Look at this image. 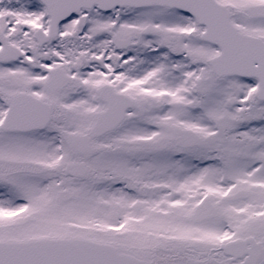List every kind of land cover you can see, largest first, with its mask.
<instances>
[{"label":"snow or ice","instance_id":"obj_1","mask_svg":"<svg viewBox=\"0 0 264 264\" xmlns=\"http://www.w3.org/2000/svg\"><path fill=\"white\" fill-rule=\"evenodd\" d=\"M0 264H264V0H0Z\"/></svg>","mask_w":264,"mask_h":264}]
</instances>
